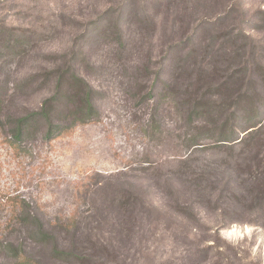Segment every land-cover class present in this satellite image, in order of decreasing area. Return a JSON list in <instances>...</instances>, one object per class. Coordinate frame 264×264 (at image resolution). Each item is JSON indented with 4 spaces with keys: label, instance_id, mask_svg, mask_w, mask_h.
<instances>
[{
    "label": "rangeland",
    "instance_id": "374dc122",
    "mask_svg": "<svg viewBox=\"0 0 264 264\" xmlns=\"http://www.w3.org/2000/svg\"><path fill=\"white\" fill-rule=\"evenodd\" d=\"M22 263L264 264V0H0Z\"/></svg>",
    "mask_w": 264,
    "mask_h": 264
},
{
    "label": "trees",
    "instance_id": "16d2710c",
    "mask_svg": "<svg viewBox=\"0 0 264 264\" xmlns=\"http://www.w3.org/2000/svg\"><path fill=\"white\" fill-rule=\"evenodd\" d=\"M86 103L89 104L90 108L92 107L91 104H90L89 96H87ZM43 111H44V110H43ZM43 111H42L41 113H43ZM38 114H39V113H33V114H31V116H32V115H38ZM26 121H27V118H21V119L19 120V122H20L21 124H24ZM252 132H254V131H251V132H249L248 134L250 135V133H252ZM59 254H60V255H67L68 253H67L66 251H61ZM22 264H23V263H22Z\"/></svg>",
    "mask_w": 264,
    "mask_h": 264
}]
</instances>
